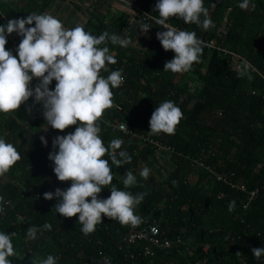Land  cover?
<instances>
[{"label":"trees","instance_id":"16d2710c","mask_svg":"<svg viewBox=\"0 0 264 264\" xmlns=\"http://www.w3.org/2000/svg\"><path fill=\"white\" fill-rule=\"evenodd\" d=\"M54 1L27 0L23 7H12L11 2L0 0V10L8 18L26 17L30 12H45ZM130 1L158 15L154 10L156 0ZM111 4L92 0L85 29L95 35L107 30L131 38L127 47L107 41L116 56V63L110 64L108 71L122 68L125 79L113 89L114 104L101 118L100 135L106 145L121 138V148L132 160L112 165V184L104 186L98 195L106 198L112 186L125 188L126 171H133L138 183L127 190L134 195L146 194L135 207V214L155 219L173 246L145 255V242L125 246L129 225L104 216L96 230L85 236L78 214L65 217L56 213V198L46 199L43 193L65 188L70 180L56 177L48 153L52 138L74 131L76 125L64 130L49 126L45 130L42 106L33 105L30 98L27 105L10 112L0 123V137L12 142L21 154L20 160L0 177V195L7 201L0 213V230L15 233L16 256L11 259L14 264H39L52 253L59 256V264H95L102 258L108 260L107 264H264V256L258 260L251 251L264 246V53L256 49L257 41L264 36V0H251L248 9L238 7V0H204L214 21V27L208 30L176 17L168 21L243 54L255 68L252 79L238 76L227 55L205 45L201 60L194 62L191 70L164 71L165 62L175 53L165 50L157 39L156 32L162 27L150 22L153 26L144 35L138 29L140 20L130 22L124 12L110 14ZM105 5L110 8L105 10ZM18 43L10 34L6 48L15 52ZM108 71L101 74L107 76ZM194 81L201 83L197 91L188 87ZM54 84L55 80L50 87ZM164 100L174 101L183 117L174 134H152L151 114ZM27 106H32L31 113ZM110 121L125 122L136 136L111 129ZM42 135L48 139L47 146L40 140ZM142 136L170 150L157 148ZM195 156L218 172H234L229 178L242 180L249 191L257 189V194L248 201V193L231 189L204 168L193 165L190 158ZM144 166L150 167L156 185L140 177ZM155 172L159 179H155ZM219 192L222 198L217 196ZM233 200L235 209L229 211ZM45 221L52 224L51 230L43 229ZM31 226L40 227L35 240L27 238Z\"/></svg>","mask_w":264,"mask_h":264},{"label":"clouds","instance_id":"9594fccd","mask_svg":"<svg viewBox=\"0 0 264 264\" xmlns=\"http://www.w3.org/2000/svg\"><path fill=\"white\" fill-rule=\"evenodd\" d=\"M250 3L251 0H238V7L248 9ZM154 10L158 15H149V20H154L163 29L156 32V37L165 50L175 53L165 62L163 70L172 73L191 70L194 62L202 58L204 42L195 30L177 28L168 21L176 17L186 24H196L202 30L214 27L204 0H156ZM152 26L141 20L138 29L148 35ZM13 33L21 37L15 52L6 48ZM107 41L127 47L131 38L114 32L110 34L107 30L95 35L83 24L68 28L51 12H30L26 17H13L0 23V113L14 112L32 98L33 105L42 106L45 130L49 126L64 130L76 125L74 131L56 134L48 153L56 177L60 181L70 180V185L56 187L43 195L46 199L56 198V213L65 217L78 214L85 236L96 230L104 216L123 225L140 224L142 218L135 214V207L146 195L143 192L134 195L127 190L138 183L131 170L126 171L123 179L125 188L112 186L106 198L98 195L104 186L112 184V165L119 166L132 160V156L121 148V138H114L106 145L100 135L101 118L114 104L113 89L125 79L122 68L108 71V66L116 63V56L110 52ZM102 44L105 46L101 47ZM102 71H108V75H102ZM253 71L254 66L245 60L237 74L252 79ZM34 78L37 83L33 86ZM53 80L54 87H50ZM26 110L31 113L32 106H27ZM182 117L183 112L174 101L164 100L151 114L149 131L174 134ZM40 140L48 145L45 136L42 135ZM20 158L17 147L0 137V177ZM150 173V167L144 166L139 175L147 179ZM6 203L0 195V213L4 212ZM235 204V200L230 201L228 210L233 211ZM42 227L51 230L52 224L45 221ZM39 231V226L29 227L27 238L35 240ZM14 235V232L0 230V264H14L11 259L16 256ZM251 251L258 260L264 256V246L253 247ZM59 259L58 255L49 253L39 264H59Z\"/></svg>","mask_w":264,"mask_h":264},{"label":"built area","instance_id":"2783aa9c","mask_svg":"<svg viewBox=\"0 0 264 264\" xmlns=\"http://www.w3.org/2000/svg\"><path fill=\"white\" fill-rule=\"evenodd\" d=\"M115 3L121 5L123 10L129 15L130 22H133L135 20H143L145 22H154V20H149V15H152L150 12L145 10L140 4L130 1V0H114ZM231 8H229L230 10ZM150 13V14H149ZM226 17L224 18V21H226ZM8 17H4L5 22L8 20ZM169 23V22H168ZM170 24V23H169ZM171 26H174L170 24ZM162 27V26H161ZM13 38L17 42H20L21 37L17 34L13 33ZM204 42L203 45L210 49H217L221 52H223L225 55H227L230 58V61L235 65V68L238 69L245 60L249 61L243 54L235 51V50H229L226 47L222 46L221 44L217 43L215 39H202ZM199 82L194 81L188 85L189 89L192 91H197L199 89ZM254 93V92H253ZM118 109H121L120 106L114 105ZM109 126L113 130H119L127 135L136 136V134L128 127V125L123 122H108ZM123 126V128L121 127ZM144 141L151 142L155 147L162 148L163 150H170L167 147H164L162 143L157 141H152L148 138L141 137ZM191 163L193 165H197L201 168H204L208 173L212 176H215L218 180L224 182L228 187L231 189H236L237 191L245 192L249 194L248 201H250L258 192V190H248L246 184L241 180L233 181L231 178H229V175L234 176V172L228 173V172H218L213 166H210L206 160H204L201 157L195 156L190 158ZM219 198H222L224 195L222 192H219L217 195ZM177 241H180L178 239ZM125 246H131L136 247L139 245V243L145 242V244L142 246V251L145 255H152L157 250H164L169 249L173 246V242L171 238L164 232L161 231L160 226L158 222L155 219H147L142 218V222L136 226H132L129 224L128 232L125 236ZM207 247V246H206ZM133 258V255H132ZM108 262V260L106 259Z\"/></svg>","mask_w":264,"mask_h":264},{"label":"crops","instance_id":"0c3cea01","mask_svg":"<svg viewBox=\"0 0 264 264\" xmlns=\"http://www.w3.org/2000/svg\"><path fill=\"white\" fill-rule=\"evenodd\" d=\"M5 1L11 2L12 7H14L15 5L18 7H23L27 2V0H5ZM105 1H108L110 4L112 3L109 0H105ZM91 2L92 0H55L46 9L45 12H51L54 16L59 17L63 21L65 27L71 28V27H74L76 24H83L85 27V25L87 24V20H88L87 12H89L91 8L90 6ZM111 5L112 7L110 9V14L123 12V9H122L123 7L121 5L114 3V2ZM105 6H106L105 10L106 8H110L107 5ZM6 10L8 11V8ZM4 15L5 14L2 13L0 10V21L4 18ZM256 49L259 52L264 53V36H261L260 39L257 41ZM32 83L34 86L35 83H37V80L34 78ZM8 116H10V113L8 114L0 113V123L4 122V120ZM7 132L8 131H5V133ZM154 177L159 178L158 175Z\"/></svg>","mask_w":264,"mask_h":264},{"label":"rangeland","instance_id":"374dc122","mask_svg":"<svg viewBox=\"0 0 264 264\" xmlns=\"http://www.w3.org/2000/svg\"><path fill=\"white\" fill-rule=\"evenodd\" d=\"M200 83V82H199ZM198 83V84H199ZM199 85H201V83L199 84ZM161 170V169H160ZM166 169H164V170H161V172H164ZM156 171V170H155ZM155 174H156V172H155ZM157 175V174H156ZM155 179H159V178H155ZM160 179H161V177H160ZM147 182H149V183H153V185H156L157 183L155 182V180H154V178L152 177V174L151 175H149V177L147 178V179H145Z\"/></svg>","mask_w":264,"mask_h":264},{"label":"water","instance_id":"95a60500","mask_svg":"<svg viewBox=\"0 0 264 264\" xmlns=\"http://www.w3.org/2000/svg\"><path fill=\"white\" fill-rule=\"evenodd\" d=\"M95 264H107V261H106V259L105 258H102V259H100L97 263H95Z\"/></svg>","mask_w":264,"mask_h":264}]
</instances>
